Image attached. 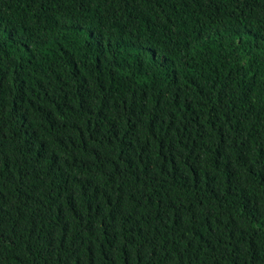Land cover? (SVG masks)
<instances>
[{
  "label": "trees",
  "instance_id": "obj_1",
  "mask_svg": "<svg viewBox=\"0 0 264 264\" xmlns=\"http://www.w3.org/2000/svg\"><path fill=\"white\" fill-rule=\"evenodd\" d=\"M0 264H264V0H0Z\"/></svg>",
  "mask_w": 264,
  "mask_h": 264
}]
</instances>
